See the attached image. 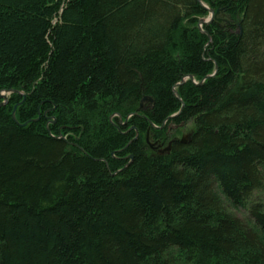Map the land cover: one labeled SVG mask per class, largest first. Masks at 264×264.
I'll list each match as a JSON object with an SVG mask.
<instances>
[{"label":"trees","instance_id":"trees-1","mask_svg":"<svg viewBox=\"0 0 264 264\" xmlns=\"http://www.w3.org/2000/svg\"><path fill=\"white\" fill-rule=\"evenodd\" d=\"M0 264H264V0H0Z\"/></svg>","mask_w":264,"mask_h":264},{"label":"water","instance_id":"water-1","mask_svg":"<svg viewBox=\"0 0 264 264\" xmlns=\"http://www.w3.org/2000/svg\"><path fill=\"white\" fill-rule=\"evenodd\" d=\"M208 12L210 15L209 20L208 21L200 20V22H199L200 26L210 23L213 20L214 16H217L219 14V11L214 13L212 10H209ZM1 96L3 97V95H1ZM143 101H149L150 103L152 102L150 99H147V98H144ZM12 119L15 120L14 114H12ZM126 123H127V120L124 121L123 125H126ZM146 142L149 145V147L153 151H155L158 155H163V154H168L170 152L173 140L169 141L165 147H161V146H157L156 144H150L148 142V135H146ZM189 142H190V134H188V133L186 135L183 134L182 137L179 139V143L182 145H186Z\"/></svg>","mask_w":264,"mask_h":264},{"label":"rangeland","instance_id":"rangeland-1","mask_svg":"<svg viewBox=\"0 0 264 264\" xmlns=\"http://www.w3.org/2000/svg\"><path fill=\"white\" fill-rule=\"evenodd\" d=\"M204 20H205V21H208V20H209V18H208V19H204ZM200 27H201V26H200ZM4 95H5V94H3V96H4ZM187 133H188V131H184V133H183V134H185V135H186ZM181 137H182V135H181V136H179V139H180ZM232 212H233V213H234V214H235L237 217H239V218H241V219L245 217V213H244V212H242V211H240V212H239V211H237V212H236V211H235V212H234V211H232Z\"/></svg>","mask_w":264,"mask_h":264}]
</instances>
